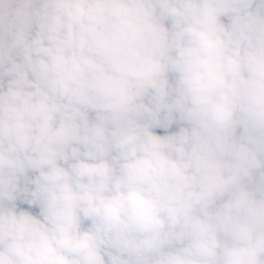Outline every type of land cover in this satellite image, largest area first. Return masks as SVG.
Segmentation results:
<instances>
[{"label":"clouds","instance_id":"clouds-1","mask_svg":"<svg viewBox=\"0 0 264 264\" xmlns=\"http://www.w3.org/2000/svg\"><path fill=\"white\" fill-rule=\"evenodd\" d=\"M0 264H264V0H0Z\"/></svg>","mask_w":264,"mask_h":264}]
</instances>
